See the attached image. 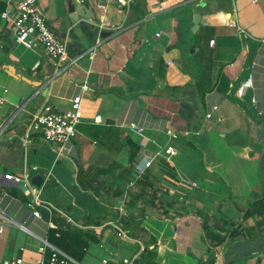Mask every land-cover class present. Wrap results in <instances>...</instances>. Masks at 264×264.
<instances>
[{"label":"crops","instance_id":"1","mask_svg":"<svg viewBox=\"0 0 264 264\" xmlns=\"http://www.w3.org/2000/svg\"><path fill=\"white\" fill-rule=\"evenodd\" d=\"M37 3L68 42L69 63L56 76L44 52L16 43L1 17L12 8L0 0V173L22 174V139L47 100L68 113L81 96L84 115L61 156L59 144L31 135L26 162L44 178L43 219L4 176L0 211L56 247L73 230L94 238L83 250L99 242L128 255L136 246L116 227L129 234L139 224L142 240L134 239L158 249V264H264V0H134L127 14L114 0ZM76 5L87 12L78 21ZM149 157L138 178L136 164ZM4 228L0 260L37 264L41 242Z\"/></svg>","mask_w":264,"mask_h":264},{"label":"built area","instance_id":"2","mask_svg":"<svg viewBox=\"0 0 264 264\" xmlns=\"http://www.w3.org/2000/svg\"><path fill=\"white\" fill-rule=\"evenodd\" d=\"M37 1L38 0H8V4L11 6L12 11L4 12L1 17L3 20L12 22L14 26V36L16 43L24 46L27 50L42 51L53 60L55 75L58 76L64 70H66L69 63L68 42L57 37L54 30L48 24L46 16L43 10L38 6ZM114 1L121 7L122 11L125 9L126 14L130 8V5L134 2V0ZM102 9H104V7ZM163 9L164 8L162 6H159L158 11H163ZM160 36V33L156 34L157 38ZM147 42H149V40ZM5 92H7V90H5ZM40 93V91H37L36 94L38 95ZM4 102L5 100L0 98V104H3ZM217 110L218 106H213L210 112L206 114V120H211L216 114ZM83 115V100L81 96L74 99L72 111L68 113H62L54 110L47 100L41 106L38 112H36L32 117L30 125L22 139V146L25 150L26 161L32 134H40L46 142L59 144V156L68 151V144L71 142L72 138L76 136V126L81 122ZM96 120H101V117H97ZM129 127L131 130L143 135L144 128L137 126L135 123H131ZM166 133L171 137L177 136V134L171 129H168ZM165 152L170 157L177 155V151L172 146L167 147ZM26 161L21 175L17 176L9 173H0V176H4L6 182H13L15 184L20 182L24 183V186L30 190L34 198V200L28 205V207L32 210V217L34 220L41 221L43 219L42 214L39 210H37V208L41 206L42 201H40L36 195V186L31 184L32 176L30 173L32 170L37 171L38 168L35 166H29ZM154 161L155 158L149 157L146 159L144 164L141 165L139 162L136 164L138 178L144 176L146 170L153 166ZM0 182H2L1 179ZM62 215L65 217V220L68 224L77 226V223L72 217L65 216V214ZM0 219L4 220V222L0 224V236L5 230L4 226L9 225L37 238L41 242V245L38 248L40 257L36 260L37 264H81L74 257L52 245L46 239L38 237L25 225L7 217L5 212L0 211ZM48 226L50 229L56 231L57 237H60V228L56 224L49 222ZM116 230L118 238L128 244L126 247H129L131 244L138 246L139 250L136 251L137 248L131 249V256L116 254L114 259H104L102 263L109 264L110 262L115 261L119 264H136L140 259L141 254L145 253L146 246L144 243H142V241L131 238L129 234L121 227L117 226ZM149 249L153 250L154 247H149ZM20 250L24 251L25 249L21 247ZM48 252L49 257L46 259L45 256ZM0 264H24V259L20 256H14L11 259L0 260Z\"/></svg>","mask_w":264,"mask_h":264},{"label":"trees","instance_id":"3","mask_svg":"<svg viewBox=\"0 0 264 264\" xmlns=\"http://www.w3.org/2000/svg\"><path fill=\"white\" fill-rule=\"evenodd\" d=\"M124 224H127L129 226L127 217ZM142 220V219H141ZM141 220L139 223H141ZM142 230V227L138 224L137 226H134L133 228H130L129 236L131 238H139V231ZM94 239L90 237L89 234L83 233L81 231L79 232H73V230L64 231L61 234V238L56 242V245L59 249L67 253L68 255L72 256L76 251L80 249H84L88 242ZM137 250H139L138 246H136ZM157 256H158V249L155 248L154 250H150L149 246H146V251L144 254H141V259L138 260L137 264H158L157 262Z\"/></svg>","mask_w":264,"mask_h":264},{"label":"rangeland","instance_id":"4","mask_svg":"<svg viewBox=\"0 0 264 264\" xmlns=\"http://www.w3.org/2000/svg\"><path fill=\"white\" fill-rule=\"evenodd\" d=\"M139 238L142 240V230L139 231ZM117 238V236H116ZM118 239V238H117ZM136 240V239H135ZM124 245V244H122ZM119 246V245H118ZM105 248L101 247V243H93L92 246H89L86 250H78L76 251L72 256L78 260L81 264H103V259H114V254L117 253V247L112 248L110 250L106 249L107 246H104ZM162 250V249H161ZM162 254V253H161ZM132 255V254H128ZM162 256V255H161ZM141 259V257H140ZM112 264V263H111ZM137 264V263H136Z\"/></svg>","mask_w":264,"mask_h":264},{"label":"water","instance_id":"5","mask_svg":"<svg viewBox=\"0 0 264 264\" xmlns=\"http://www.w3.org/2000/svg\"><path fill=\"white\" fill-rule=\"evenodd\" d=\"M70 10H71V18L76 21H78L81 16L87 13L85 7L82 5L71 6ZM199 22H200V16L197 14L194 16V21H193L196 28H198ZM31 184L36 186L37 188H41L44 184L43 176L41 175L33 176L31 179ZM17 187L24 193V195L30 201L34 200L33 195L31 194L30 190L24 186L23 182L18 183ZM221 264H225V263L222 262Z\"/></svg>","mask_w":264,"mask_h":264}]
</instances>
